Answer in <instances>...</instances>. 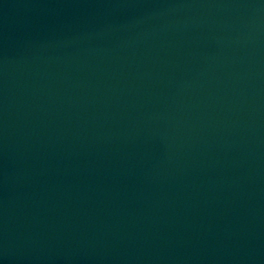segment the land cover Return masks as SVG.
Segmentation results:
<instances>
[{
    "label": "water",
    "instance_id": "obj_1",
    "mask_svg": "<svg viewBox=\"0 0 264 264\" xmlns=\"http://www.w3.org/2000/svg\"><path fill=\"white\" fill-rule=\"evenodd\" d=\"M0 264H264V0H0Z\"/></svg>",
    "mask_w": 264,
    "mask_h": 264
}]
</instances>
